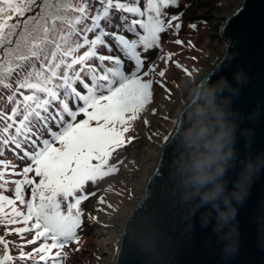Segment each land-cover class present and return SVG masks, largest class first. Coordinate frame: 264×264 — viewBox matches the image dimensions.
I'll return each mask as SVG.
<instances>
[{
  "label": "snow or ice",
  "instance_id": "1",
  "mask_svg": "<svg viewBox=\"0 0 264 264\" xmlns=\"http://www.w3.org/2000/svg\"><path fill=\"white\" fill-rule=\"evenodd\" d=\"M179 3L147 0L142 10L141 0H60L56 4L51 0H0V101L6 99L11 106L0 107V157L7 150L25 162L18 171L16 165L0 159V226L24 241L16 244L0 237V264H65V248L79 244L78 233L84 225L82 201L96 196V190H85L89 184L96 189L99 181L119 171L117 164L122 161H110L134 139L126 140L125 134L153 97L151 75L156 65L145 70L142 53L161 47V33L181 31L182 25L173 22L182 13L163 11ZM62 7L77 15L60 16L52 11ZM125 14L136 18L130 20ZM57 22L61 25L58 40ZM196 27L195 23L187 25L190 30ZM174 43L183 45L184 41ZM49 46H53L51 51ZM172 55L159 59L167 64ZM125 61L133 65L129 71ZM176 67L181 65L177 62ZM166 70L158 75L165 77ZM159 86L170 93L164 84ZM81 115L84 118L78 119ZM173 123L177 128L162 138L163 148L176 144L179 124ZM26 188H30L29 199H25ZM8 191L13 197L3 194ZM98 203L107 202L100 196ZM114 207L107 203V208ZM134 216L128 218L124 235L130 246L153 257L156 248L138 236L131 223ZM89 219L96 222L97 217ZM16 224L23 226L9 227ZM27 246L33 247L26 251ZM13 249L18 255L12 254Z\"/></svg>",
  "mask_w": 264,
  "mask_h": 264
},
{
  "label": "water",
  "instance_id": "2",
  "mask_svg": "<svg viewBox=\"0 0 264 264\" xmlns=\"http://www.w3.org/2000/svg\"><path fill=\"white\" fill-rule=\"evenodd\" d=\"M218 37L224 51L206 74L213 80L223 75L234 83L233 73L243 69L247 83L239 86L240 95L233 106L243 114L242 127L254 128L255 135L250 149L245 148L242 139L237 148L241 158L249 152L252 155L264 152V0H241L224 18ZM253 114H256L254 120L250 119ZM176 122L180 128L182 112ZM162 145L139 201L125 220L111 264H264V171L256 176L245 203L238 210L235 222L238 251L225 258L212 226L201 228L199 214L192 226L186 218L187 209L177 203L169 179V164L176 144L166 148ZM133 214L131 223L138 236L156 248L153 257L142 255L139 248L130 246L128 236L124 235L128 218Z\"/></svg>",
  "mask_w": 264,
  "mask_h": 264
},
{
  "label": "clouds",
  "instance_id": "3",
  "mask_svg": "<svg viewBox=\"0 0 264 264\" xmlns=\"http://www.w3.org/2000/svg\"><path fill=\"white\" fill-rule=\"evenodd\" d=\"M233 81L223 75L213 80L205 73L185 82L184 103L177 113L178 118L183 113V122L169 164L177 203L187 209L192 226L198 214L201 228L212 226L225 258L238 251V210L264 171V152L241 158L237 148L242 139L250 149L255 131L242 127L243 114L233 106L239 86L247 83L243 69L233 73Z\"/></svg>",
  "mask_w": 264,
  "mask_h": 264
},
{
  "label": "rangeland",
  "instance_id": "4",
  "mask_svg": "<svg viewBox=\"0 0 264 264\" xmlns=\"http://www.w3.org/2000/svg\"><path fill=\"white\" fill-rule=\"evenodd\" d=\"M240 1L191 0L189 3L192 6L181 10L179 13H182L181 19L173 22L180 23L182 25L181 29L188 36L184 38L172 36L169 38L161 49L162 51L158 58L151 61V64L154 63L156 65L155 72L152 73L151 78L154 80L155 85L163 91L141 121L136 140L128 145L125 153L129 152L131 156L121 164L117 177L109 179V176H107L102 182L99 181L100 183L98 182L96 189H92L96 190V196H90L87 200L82 201L81 205L85 202L84 207L86 209L82 210L84 213V225L78 233L80 242L78 245L72 243L65 248L68 256L74 255L72 264H81L82 262L84 264H107L111 261L110 251L112 252L114 249L103 248L99 244L112 234L120 236L125 220L138 203L143 186L151 172L149 155L150 153H159V147L163 144L162 138L169 135L174 127L173 121H176L180 105L184 103L182 90L185 82L205 74L210 65L221 57L224 51V44L218 37V30L222 26L224 17L231 14ZM197 3L202 10L194 12L193 8ZM193 21L199 22L195 23L197 25L195 29L190 30L187 25ZM176 39L184 41V44L176 45L174 43ZM189 41H191V44H189ZM167 54L173 55L166 64L159 57ZM177 62L181 67H176ZM164 69H167L166 75L162 78L158 73ZM185 69L191 73L190 76L185 73ZM169 71L171 72L169 73ZM155 75L158 76L157 78L155 77L156 79L154 78ZM161 83L170 90V93L159 86ZM166 96L169 98L165 99L164 97ZM161 104L166 112L160 113L157 121L153 122L150 112L153 107ZM145 119L148 121L147 125L144 123ZM125 139L127 140L128 138ZM131 161L135 164L137 163L138 169L135 172L128 166ZM17 170L19 171L18 168ZM10 178L17 179L15 176ZM100 196H103L107 203H112L115 206L114 210L107 208V203H98ZM17 206L22 207L19 202H17ZM101 208L104 209L103 212L98 211ZM22 210L24 209L22 208ZM90 216L97 217V222L89 219ZM21 226L23 225L18 224V227ZM15 236L17 239L11 237H8V239L18 241L20 244L24 243L18 235L15 234ZM27 238L30 239L31 235H28ZM32 247L27 246L25 250L30 251ZM77 248L80 250L76 251ZM12 254L15 255L14 252Z\"/></svg>",
  "mask_w": 264,
  "mask_h": 264
},
{
  "label": "trees",
  "instance_id": "5",
  "mask_svg": "<svg viewBox=\"0 0 264 264\" xmlns=\"http://www.w3.org/2000/svg\"><path fill=\"white\" fill-rule=\"evenodd\" d=\"M58 2H60V0H51V3H53V4H56V3H58ZM63 2H64V3H67V2H69V0H63ZM70 2H71V3H76L77 0H70ZM189 2H191V0H180V3H179L177 6H170L168 9H164L163 11L167 12L169 15H171V14H179V13L181 12V10H183V9L185 8L186 3H189ZM146 3H147V0H141V8H142V10H144V7L146 6ZM52 11H53L55 14L60 15V16H68V17H72V16L77 15L76 13H73V12H71L70 10H65L63 7L60 8V10H59L58 12H57L56 9H53ZM125 15H128L130 20L133 19V18H136V17H133L131 14H125ZM145 18H146V17H145ZM115 22H117V23L119 22V17H118V16L116 17ZM197 22H199V21H197ZM197 22L193 21L192 23H197ZM60 28H61V25H60L59 22H57V29H58V31H57V33L55 34V39H57V40L59 39V36L61 35V33H60V31H59ZM121 34H125L128 38H135L131 33H123V32H122ZM160 35H161V40H160V45H161V47L158 48V49H157V48L150 49L148 52H146V53H142V57L145 58V70H147V68H148V66L151 64V61H152V60H155V59L158 58L159 54H160L161 51H162L161 49L163 48V46L165 45L166 41H168L169 38H171L172 36L183 37V38L186 37V36H188V34H187L186 32H183V29H181V31H180L178 34L173 33L171 30H169V31H167V32H165V33H161ZM195 36H196V35H195ZM90 38H91V34H90ZM74 40H75V38H73V41H74ZM52 47H53V46H49V51L52 50ZM81 51H83V50H81ZM100 51H101L103 54H107L103 49H100ZM114 54H118V53H115V52H114ZM132 66H133V65H132L131 62H129V61H125V70H126V71H129V70L131 69ZM170 72H171V71H169V73H170ZM155 77L157 78L158 76L155 75L154 78H155ZM156 78H155V79H156ZM146 79H148V78H146ZM152 90H153L152 102H151L149 105L146 106V108H145V110H144L143 112H141V113L139 114V117H138L137 120L131 122V129H130L129 132H127V133L125 134V138L133 137L134 139H132V141H135V140H136V137H137L138 131L140 130L139 128H140V123H141V121H142L143 118L148 114L150 108H151L152 105L157 101V99H158L160 93L163 91V90H161L158 86H156L155 83H153V89H152ZM2 91H4L5 96L8 94L6 90H2ZM5 106H7L8 108L11 107L10 105L7 104L6 99H5L4 101H0V107H5ZM82 118H83L82 115H81L80 117H78V119H82ZM132 141H131V142H132ZM128 145H129V144H127L126 146L120 148V150L118 149L117 152L114 153V156H113L112 160L110 161V163L116 164L117 161H122V163H123L125 160L129 159L131 155L129 154V152H128V153H125L126 150L128 149V148H127ZM119 153H120V154H119ZM124 153H125V154H124ZM122 154H124V155L122 156ZM0 159H5V160L10 161L12 164L16 165L17 168H18L19 170L22 169V168L25 166V162L20 161V160H17V159L13 156L12 152L7 151V150L5 151L4 156H3V157H0ZM122 163H118V164H117L118 169H119V167L121 166ZM118 173H119V171L116 172V173H114V174H112V175H110V176H109V179H110V178H112V179H113V178H116L117 175H118ZM30 175H33V174H30ZM10 177H11V176H10ZM10 177H8V178L11 179ZM18 178H20V177H17V179H18ZM100 182H102V180H101ZM100 182H99V183H100ZM104 183H105V182H104ZM103 185H105V184H103ZM14 187H15V185H12V184H9V185H8V188H10V189H14ZM101 187H102V186H101ZM92 189H93V186H92L91 184H89V185L87 186V188H86L85 191H86V192H89V191L92 190ZM92 191H93V190H92ZM3 194L8 195V196H10V197H13V192H12V191H8V192H5V193H3ZM29 198H30V188H26V189H25V199H29ZM89 198H90V196H89ZM84 204H85V202H84ZM84 204L81 205L82 210H83V209H86V208L84 207ZM82 206H83V207H82ZM9 227H10V228L18 227V224H16V225H11V226H9ZM0 237H4V238H5L6 240H8V241H12V242H14V243H16V244H20L18 241H13V240H9V239H8V237H11V238H14V239H17V238H16L15 234H9V233L6 231L5 227H3V226H0ZM12 252H14V254H15L14 256L18 255V251H17L16 249H13ZM73 256H74V255H73ZM73 256H70V255H69V256H68V259H67L66 262H65V264H72V263H73ZM17 264H19L18 261H17Z\"/></svg>",
  "mask_w": 264,
  "mask_h": 264
},
{
  "label": "bare ground",
  "instance_id": "6",
  "mask_svg": "<svg viewBox=\"0 0 264 264\" xmlns=\"http://www.w3.org/2000/svg\"><path fill=\"white\" fill-rule=\"evenodd\" d=\"M241 2V1H240ZM240 2H239V4H240ZM238 4V5H239ZM237 5V6H238ZM202 10V8L198 5V3L197 4H195L194 5V8H193V11L194 12H199V11H201ZM225 18V17H224ZM224 20V19H223ZM222 27V26H221ZM221 27L219 28V33H220V30H221ZM153 109H156V113L155 114H152V110H151V115H152V120H153V122L154 121H157V119H158V117H159V114L160 113H162V112H166V111H164V109H163V105L161 104V105H158L157 107L155 106V107H153ZM178 113V112H177ZM177 117V116H176ZM175 117V118H176ZM177 119V118H176ZM175 125V124H174ZM172 126H173V124H172ZM173 130V129H172ZM159 152V151H158ZM159 153H150V155H149V160H150V168H151V171L153 170V168H154V166H155V164H156V161H157V159H158V157H159V155H158ZM130 168H132V171L133 172H135V171H137V169H138V166H137V163L135 164L133 161H131L130 163H129V165H128ZM128 167V168H129ZM129 168V169H130ZM96 222H97V220H96ZM97 245H98V243H97ZM99 245H101V247H103V248H111L112 250L114 249V251H110V255H111V261H109L107 264H111L112 263V261H113V259H114V257H115V254H116V250H117V248H118V246H119V235H116V234H112L109 238H106L105 240H103V242H101ZM81 264H84L83 262L81 263Z\"/></svg>",
  "mask_w": 264,
  "mask_h": 264
}]
</instances>
